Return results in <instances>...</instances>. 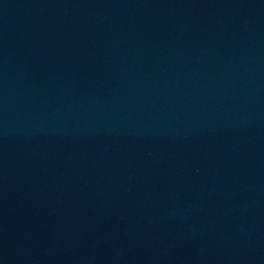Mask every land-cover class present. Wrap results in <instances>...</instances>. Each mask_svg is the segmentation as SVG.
Returning a JSON list of instances; mask_svg holds the SVG:
<instances>
[{
    "label": "water",
    "instance_id": "water-1",
    "mask_svg": "<svg viewBox=\"0 0 264 264\" xmlns=\"http://www.w3.org/2000/svg\"><path fill=\"white\" fill-rule=\"evenodd\" d=\"M0 264H264V0H0Z\"/></svg>",
    "mask_w": 264,
    "mask_h": 264
}]
</instances>
